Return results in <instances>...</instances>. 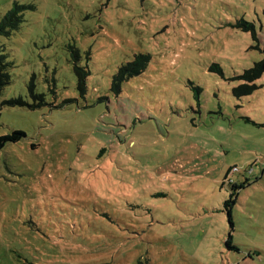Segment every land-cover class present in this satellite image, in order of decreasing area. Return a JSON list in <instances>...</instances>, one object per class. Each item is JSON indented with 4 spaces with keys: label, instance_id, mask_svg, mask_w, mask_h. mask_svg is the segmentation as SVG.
<instances>
[{
    "label": "rangeland",
    "instance_id": "374dc122",
    "mask_svg": "<svg viewBox=\"0 0 264 264\" xmlns=\"http://www.w3.org/2000/svg\"><path fill=\"white\" fill-rule=\"evenodd\" d=\"M14 1L35 8L0 36V136L25 133L0 149V264H264V74L232 93L264 0H0V20Z\"/></svg>",
    "mask_w": 264,
    "mask_h": 264
},
{
    "label": "trees",
    "instance_id": "16d2710c",
    "mask_svg": "<svg viewBox=\"0 0 264 264\" xmlns=\"http://www.w3.org/2000/svg\"><path fill=\"white\" fill-rule=\"evenodd\" d=\"M33 4H21L14 1L12 7L4 14L0 20V36H10L14 31L19 29L21 24L24 22V13L27 9H34ZM243 31L252 30V34L255 37V26L253 23L241 19L236 25ZM151 61V55L149 53H139L136 54L134 59L122 64L117 73L112 78L111 90L116 95L120 94L122 91V84L124 81L129 80L132 77L141 75L148 67ZM9 62L6 60V56L1 53L0 49V91L11 82V75L8 70ZM210 71L221 72L220 67L217 64L212 65L209 68ZM74 71L78 77V87L84 92L86 89V79L90 74L87 68L76 66ZM264 74V57L259 61L254 62V64L245 69L243 73L236 75L233 79L239 81L240 83L232 88V93L237 98H242L243 96L250 95L254 93L261 86L257 84ZM197 90L196 98L199 100V93L201 88L195 87ZM32 90V87H30ZM25 137V133L20 130H14L12 133L0 136V149H2L8 142H17ZM237 188H240V186ZM230 198L224 201V210L227 211L230 221L232 220V207L236 203V194H233ZM231 224L233 225L232 221ZM231 237L228 242H231ZM33 264V263H30Z\"/></svg>",
    "mask_w": 264,
    "mask_h": 264
}]
</instances>
